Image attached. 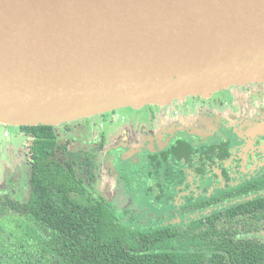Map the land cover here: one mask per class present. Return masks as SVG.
Segmentation results:
<instances>
[{
  "label": "water",
  "instance_id": "water-1",
  "mask_svg": "<svg viewBox=\"0 0 264 264\" xmlns=\"http://www.w3.org/2000/svg\"><path fill=\"white\" fill-rule=\"evenodd\" d=\"M264 82V0H0V124L59 126Z\"/></svg>",
  "mask_w": 264,
  "mask_h": 264
},
{
  "label": "flooded vegetation",
  "instance_id": "flooded-vegetation-1",
  "mask_svg": "<svg viewBox=\"0 0 264 264\" xmlns=\"http://www.w3.org/2000/svg\"><path fill=\"white\" fill-rule=\"evenodd\" d=\"M147 109L152 122L143 132L135 118L120 110L111 112L109 119L103 114L87 124L57 126L93 155L95 181L90 192L134 228L188 230L196 222H209L196 233L213 226L221 236L245 246L234 250H245L249 264H256L255 253H261L264 264V82L138 110L147 114ZM106 121L122 142L105 135ZM0 127L6 137L25 139L23 159L14 161L0 186V211H4L29 201L33 138L21 127ZM137 131L142 142L132 146L130 138ZM109 142L113 146L108 151ZM14 175L23 176L21 183ZM131 205L149 211L154 224L137 225V211H131Z\"/></svg>",
  "mask_w": 264,
  "mask_h": 264
},
{
  "label": "trees",
  "instance_id": "trees-1",
  "mask_svg": "<svg viewBox=\"0 0 264 264\" xmlns=\"http://www.w3.org/2000/svg\"><path fill=\"white\" fill-rule=\"evenodd\" d=\"M33 138L27 204L0 211V264H249L209 222L134 228L89 186L93 155L57 126L21 127ZM9 211V212H8ZM253 262L260 261L255 253Z\"/></svg>",
  "mask_w": 264,
  "mask_h": 264
},
{
  "label": "rangeland",
  "instance_id": "rangeland-1",
  "mask_svg": "<svg viewBox=\"0 0 264 264\" xmlns=\"http://www.w3.org/2000/svg\"><path fill=\"white\" fill-rule=\"evenodd\" d=\"M157 108L158 107H153ZM120 113H125L130 118H135V120L138 121V126L140 127V132H143L149 128V122H152L150 112L147 109V114H143L140 110L136 108H125L121 109L119 111ZM106 118H111V113H107ZM144 117V118H143ZM93 118V117H91ZM88 118L84 121H80V123H66L67 125H81V124H87L88 121L91 119ZM65 124V125H66ZM5 125V124H3ZM8 126V125H7ZM115 126V125H114ZM13 127V126H11ZM17 128V127H16ZM11 130V129H10ZM105 135L109 138V140H113V142H120L122 137L120 136L118 131H115V128L113 127V124L106 121L105 129H104ZM140 132L137 131L136 136H131L130 142L132 146H139L142 142L143 135ZM100 133L96 132V139H99ZM121 137V138H120ZM120 138V139H119ZM112 143H108V151L112 148ZM122 142V141H121ZM111 145V146H110ZM24 147H25V139H15L13 137H6L5 136V130L0 127V186L3 185L6 181V179L10 176L11 170L14 166V161L20 162L21 159H23L24 154ZM129 160V158L127 159ZM131 161V160H130ZM15 179L17 182L21 183V180L23 179V176H15ZM113 186H119V185H113ZM116 190H118V187H116ZM130 204V203H129ZM131 211L136 210V224L137 225H152L153 219L149 215V211L143 210V207L138 208L137 206L131 205Z\"/></svg>",
  "mask_w": 264,
  "mask_h": 264
}]
</instances>
